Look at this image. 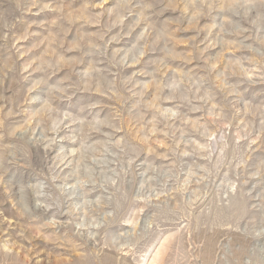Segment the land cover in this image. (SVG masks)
<instances>
[{"label":"rangeland","instance_id":"1","mask_svg":"<svg viewBox=\"0 0 264 264\" xmlns=\"http://www.w3.org/2000/svg\"><path fill=\"white\" fill-rule=\"evenodd\" d=\"M6 217L0 264H264V0H0Z\"/></svg>","mask_w":264,"mask_h":264},{"label":"bare ground","instance_id":"2","mask_svg":"<svg viewBox=\"0 0 264 264\" xmlns=\"http://www.w3.org/2000/svg\"><path fill=\"white\" fill-rule=\"evenodd\" d=\"M14 226H13V222L11 221V219L10 218H8V217H6V218H1L0 219V250H1V252H3V253H9V252H11L12 250L9 248V246H8V244L6 245V243H3L2 241L3 240H1L2 239V237H3V235H6V236H9L11 239H12V241H13V243H16L17 244V242L19 243V242H21L20 240H16V239H14L13 237H15L16 238V236H14V234L12 233V231H10L11 229H14L13 228ZM20 236V238L21 239H23V241L24 240H27V238L25 239L24 238V235H19ZM1 242H2V244H1ZM23 243V242H22ZM18 245V244H17ZM21 245H23V244H21ZM20 247H22V246H20ZM160 251V250H159ZM158 253V252H157ZM157 255V254H156ZM159 255V254H158ZM158 255H157V258H158ZM51 258V257H50ZM156 258V260H159V258L157 259ZM42 260L43 259H41V260H39V262H42ZM52 260V259H51ZM38 262V261H37ZM45 262H47V261H45ZM151 263H153V261L151 262ZM150 263V264H151ZM44 264V263H43ZM47 264H57L56 262H50L49 260H48V262H47Z\"/></svg>","mask_w":264,"mask_h":264}]
</instances>
